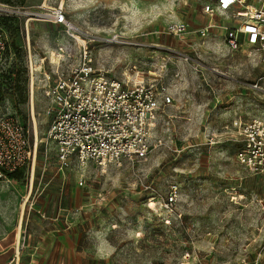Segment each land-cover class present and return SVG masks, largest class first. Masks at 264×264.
<instances>
[{
  "label": "rangeland",
  "instance_id": "obj_1",
  "mask_svg": "<svg viewBox=\"0 0 264 264\" xmlns=\"http://www.w3.org/2000/svg\"><path fill=\"white\" fill-rule=\"evenodd\" d=\"M205 1L0 0L18 11L9 20L0 16L10 45L0 110L16 115L38 144L34 171L30 165L18 179H0V264L16 258L18 247L26 262L33 246L51 242L47 234L66 243L68 264H264V183L238 163L235 141L236 123L264 119V56L163 32L171 21L200 23ZM59 7L76 29L70 34L86 36L93 68L132 82L163 76L173 93L145 160L121 166L72 160L60 168L47 139V80L38 73L31 91L25 50L29 41L37 64L46 58L42 72L50 79L60 48L62 66L79 64L85 41L52 22ZM182 54L198 60L199 71ZM174 189L171 213L163 200Z\"/></svg>",
  "mask_w": 264,
  "mask_h": 264
},
{
  "label": "built area",
  "instance_id": "obj_2",
  "mask_svg": "<svg viewBox=\"0 0 264 264\" xmlns=\"http://www.w3.org/2000/svg\"><path fill=\"white\" fill-rule=\"evenodd\" d=\"M14 8L0 3V16H14ZM202 13L213 18L233 20L225 24L221 20L192 28L184 21H171L164 29L170 37L185 39L191 33L197 35L201 44L214 43L228 51H238L249 47L254 53L264 56V0H206ZM36 15L46 16L42 13ZM52 22L64 25L67 32L76 29L68 22L62 7L50 15ZM29 20L26 22L28 31ZM219 30V31H218ZM218 31V32H217ZM85 43L78 65L65 68L61 62L65 54L63 48L57 52L58 61L50 60L55 66L50 79L44 67V58L38 59L28 41L26 52L29 63L31 91L34 90L38 73L47 80L43 85L44 93L50 100L46 109L51 118L47 139L56 147L60 168L76 160L80 165L92 161L101 166L124 162L136 163L145 160L151 150L155 128L160 115L168 106L174 105L175 97L160 76L150 82H132L126 75L122 79L108 77L90 64ZM196 54V49H193ZM187 62H200L191 55L182 54ZM9 57V36L0 26V76ZM37 65H40L37 68ZM33 129L35 119L32 115ZM236 158L240 165L261 178L264 183V119L253 118L236 123ZM30 129L16 115L0 110V179L9 173L23 170L31 165L32 171L37 158L38 144L31 142ZM84 182L81 180L80 185ZM164 207L175 213L177 190H171L164 198ZM253 264H260L257 259Z\"/></svg>",
  "mask_w": 264,
  "mask_h": 264
},
{
  "label": "crops",
  "instance_id": "obj_3",
  "mask_svg": "<svg viewBox=\"0 0 264 264\" xmlns=\"http://www.w3.org/2000/svg\"><path fill=\"white\" fill-rule=\"evenodd\" d=\"M202 14H203L201 16L202 20L200 23H194V22L190 23L192 28H196L198 26L211 23L213 22L212 20H216V21L221 20L220 16H215L211 18L204 13ZM188 36L197 37V35H195L194 33H191ZM51 238L52 240L49 243L47 242V243L41 244L40 246H33L26 262L22 263V259L19 258L20 257V253H19V256L18 254H16V258H13V260H11L7 264H18V262L16 263V261L18 260H21L19 264H68V252L69 251H68L66 243L62 242L61 241L62 239L59 237V242L56 244L55 238L53 239L51 234H47L46 239L49 240Z\"/></svg>",
  "mask_w": 264,
  "mask_h": 264
},
{
  "label": "trees",
  "instance_id": "obj_4",
  "mask_svg": "<svg viewBox=\"0 0 264 264\" xmlns=\"http://www.w3.org/2000/svg\"><path fill=\"white\" fill-rule=\"evenodd\" d=\"M2 17L7 18L5 20H9L13 16H2ZM0 26H2L6 30V27L3 24L0 23ZM9 53H10V45H9ZM1 78H2V74L0 76V83H1ZM21 171L22 170H19V171L13 172V173H9V176L12 178L18 179L20 177Z\"/></svg>",
  "mask_w": 264,
  "mask_h": 264
},
{
  "label": "bare ground",
  "instance_id": "obj_5",
  "mask_svg": "<svg viewBox=\"0 0 264 264\" xmlns=\"http://www.w3.org/2000/svg\"><path fill=\"white\" fill-rule=\"evenodd\" d=\"M73 26V25H72ZM34 94V93H33ZM32 104H33V106H34V97H33V99H32ZM34 108V107H33ZM33 112H34V110H33ZM34 115V114H33ZM36 114L34 115V119H35V132H36V135L38 136V123H37V120H36ZM37 140H38V137H37ZM28 199H29V195L27 196V198H26V201L24 202V208H25V206H26V203H27V201H28ZM20 229V228H19ZM18 229V230H19ZM19 253H20V248L18 247V250H17V254H18V256H19Z\"/></svg>",
  "mask_w": 264,
  "mask_h": 264
}]
</instances>
